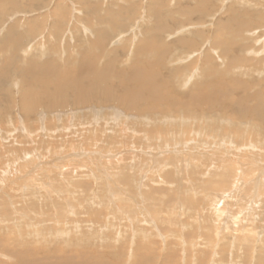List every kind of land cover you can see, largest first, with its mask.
<instances>
[{
    "label": "rangeland",
    "instance_id": "rangeland-1",
    "mask_svg": "<svg viewBox=\"0 0 264 264\" xmlns=\"http://www.w3.org/2000/svg\"><path fill=\"white\" fill-rule=\"evenodd\" d=\"M57 10H61L62 15L56 20L53 11ZM236 21H240L242 28L236 26ZM198 28L203 31L200 36L194 34ZM230 28L240 29V36L244 38L235 41L226 33L230 32ZM254 29L255 34L251 35ZM143 38L144 43L154 49L147 53L148 57L157 58L156 49L166 50L163 59L152 65L149 64L150 59L145 61L147 56L145 53V57L141 55L142 50L139 56L143 68L152 71L151 77L157 73L159 79L163 74L162 80L169 89L176 79L169 77L168 62H174L178 68L183 67L179 68V80L193 75L192 72L182 75L186 74L185 67L177 61L181 58L178 57L180 54L190 52V47L177 41L182 38L194 41L192 49L198 48V54H193L187 61L192 68L203 69V53L208 45L212 47L211 41L216 38L219 43L213 47V56L219 60H214L212 64L220 67L221 72L217 78L225 82L241 79L252 83L256 80L253 83L257 85L251 87L252 91L264 86V76L259 74V68L253 69L255 66L250 60L264 55V0H0V200L6 198L8 201L5 206L12 212L11 217L17 216L15 225L8 219L7 222H0L1 263L15 262V255H3L6 252L1 247L23 250L26 246L29 249L45 246L48 251L57 248L59 254H78L87 250L86 255L94 260L102 255L104 262L110 264H145L146 261L148 264H264V172L259 167L264 160L255 159L257 162L254 161V166L250 168L247 161L252 157H246L243 164L246 162L245 166L248 165L249 170L246 173L243 170L242 173L237 172L234 165V175L239 176V179L234 180L229 175V181H225L228 183L222 186L219 183L222 179L210 175L215 166L221 165L219 158L199 166L195 160L180 165L185 152H189L187 150L190 145L187 146L188 149L181 148L183 152L174 148H162L160 154L146 149V157L138 155L141 156L140 171L138 168L135 170V165L132 164L135 163L137 154L142 153L141 149L127 146L126 151H131V157L130 162L126 161L124 164H130L128 172H131V178L135 180L133 192L139 191V200H135L134 193H124L125 185L118 176V171L123 167V159L115 153L122 152L125 147L112 149L104 146L94 135H89L94 129H102V119H106L109 125L115 123L114 117L118 122L116 130L121 128L124 132L122 117L130 115L124 120H135L137 115L134 112H127L123 106H115L116 110L98 107L101 104L96 102L94 110H88L90 107L86 109L85 105L55 109L54 112L41 108L42 116L31 112L28 118L21 113L19 95L22 84L27 85L25 80L34 78L25 72L28 65L42 66L51 63L63 71L68 69L69 74L86 63L97 66L113 63L125 69L137 62H134L135 56L131 54H134L136 46L143 43ZM243 46H251L252 49V53L245 49L244 62L241 61ZM104 48H113V51L107 55ZM173 74L175 70L170 73ZM259 81L262 82L259 84ZM183 90L179 88L171 94L183 98L187 95L185 88ZM233 94L237 97L241 92ZM85 109L88 112L81 113ZM161 109H164L163 105ZM165 109L174 112L173 108ZM116 112L120 114L116 115ZM82 114L86 116L85 120L81 119ZM18 117L20 123L25 124L23 131L19 128L21 125ZM92 120H102L103 123L91 125ZM256 120L259 121L252 118V122ZM41 122L46 127L54 124L49 129L52 130L50 137L36 130ZM88 124L89 132L83 129ZM196 124L193 121L194 131ZM141 125L144 128L145 123ZM147 126L153 128L150 123ZM26 127L29 128L27 132L33 133L32 140L29 139ZM13 128L16 131L8 134ZM1 129L7 133L4 134ZM127 132L131 133L126 130L125 134ZM87 135L89 141L85 140ZM210 137V133L198 137L196 134L184 135V139L194 140L192 149H198L200 154H213L215 150H219V155L223 156L225 142L221 143L220 150L216 148L220 143L217 138ZM162 142L160 140L157 143ZM8 143L11 147L7 146ZM243 147L245 149L244 144ZM254 148L257 150L262 146L256 145ZM28 149L33 151V156ZM19 151L22 155L18 154ZM175 151L177 152L174 153ZM227 153L232 155L231 151ZM249 154L253 156V153ZM171 156L173 159L178 158V162L172 164L168 159ZM192 168L196 169L195 174L190 172ZM138 180L144 182L146 187H139ZM239 181L240 190L235 191ZM44 197L54 198L57 200L56 205L53 203L48 209H44L41 207L44 201L54 202L45 200ZM125 197L134 199L139 220H145L142 224L146 221L151 224L143 226L156 229L155 234L139 229L138 237H135L140 243L136 257L146 255V261L142 257H138V261H132L131 255H135L132 253L133 237L122 233L125 228L123 223L129 220V216L121 217V212L131 205L124 201L128 200ZM142 204L145 210L148 209L147 215ZM1 208L2 205L0 210ZM31 211H37L46 220L40 221L42 217L35 214L36 217H41L35 220L39 222L37 224L28 214ZM214 218L218 230L216 232L211 231L210 227ZM41 222H44L42 227L39 226ZM33 225L37 228L34 229ZM13 226L19 232L24 231L25 239H29L27 232H31V239L33 237L34 240L27 244L25 239L24 242H17L16 240L21 239L18 233L14 235L13 242L4 238ZM49 234L59 235L49 238ZM60 235L63 237L60 238ZM240 255L248 257L242 260ZM8 256L13 259H8Z\"/></svg>",
    "mask_w": 264,
    "mask_h": 264
},
{
    "label": "bare ground",
    "instance_id": "bare-ground-1",
    "mask_svg": "<svg viewBox=\"0 0 264 264\" xmlns=\"http://www.w3.org/2000/svg\"><path fill=\"white\" fill-rule=\"evenodd\" d=\"M53 12H54V16L56 20L58 19L60 15H62L61 10H57ZM110 19L112 20V18ZM235 23L238 28H242L240 27V21H236ZM216 26L219 30H222L219 28L218 24H216ZM191 28L193 29L194 27L191 26ZM238 28H230V32L228 31L226 32V33H229L235 41L241 38H244L243 36H240L242 35V32ZM202 33L203 31L200 30L199 28L196 29L194 32V34H197L199 36ZM250 34L251 35L255 34V29ZM144 39L145 38H143V43L141 45L136 46L134 50L135 51L134 54L133 53L131 54L135 56L134 62L135 61L137 62L133 63L132 65H129L128 68H125V69H122L118 65L113 64V63H104L101 66H97L91 63L90 64L86 63L87 65L83 64V66L79 67L72 74H69L68 69H66V71H63L62 69H59L57 66L52 65L51 63L44 64L42 66H38L37 64L28 65L26 67L27 70L25 72H27V75L30 74L34 78H31L30 80H25L27 82V85H24L23 81H20L21 84L23 83L22 84L23 87L21 88L20 95H19V108L22 111L20 112L24 114L25 118L26 117L28 118L29 113L31 112L40 113V115L42 116L41 108L46 109L47 111H53L55 109H67L68 107H78V106L86 105L85 107L86 109L90 107L88 110H94L93 107L95 106L96 102L101 104V105H97L98 107H102V108L106 107L110 110H116L115 109L116 107L123 106V108L127 112L129 113L134 112L135 115H137L136 116L137 119L131 120L133 122L131 121L129 122L128 119L124 120L126 116L130 117V115H125L122 117L123 118L122 122L125 123L124 132H122L121 128H119V130H116V126L118 125L116 117H114L113 119V120H116V122L113 123L112 125H109L110 123L107 122L106 119L105 120L102 119L104 123L102 122V120H99V121L92 120V122L90 123L91 125L98 123V122L103 123V127L101 130L94 129V132L92 133L89 132L90 127L88 126L90 124L84 126L83 129L88 130L89 135H91V137L94 135L95 139H97L98 141H101V143H104V146L106 147H111L112 149H116V148L118 149L119 147L122 148V146L125 147V149H122V152L115 153V154H119V156H122V159H123L122 160L123 167L120 169V171H118L120 173V175L118 176L121 177L122 179L121 182L123 185H125L124 193H128L130 195L134 193V195L136 196L135 200L137 199L139 200V196H138L139 191L138 193L133 192V189H134L133 183L135 180L134 178L133 179L131 178V175H130L131 172L130 173L128 172V166H130L128 162H130V157H131L129 153L131 151L130 152L126 151L127 146L133 149L134 148L141 149L142 151V153H140L138 150H136L139 152V154H137L136 157L133 155L136 158V161L132 165H135L133 166L134 169L138 168L139 171H140L139 168L141 166L139 160L141 156H138V155L145 156L146 149H148L149 151H157L161 154L162 148H174L180 152H183L181 148L182 149L189 148L187 150L189 152L187 153L185 152L184 158L181 160L180 165H184L188 161L195 160L196 165L199 166L201 164H207L208 162H211V161L214 162L213 159L219 158L220 160L219 159L218 160L221 165L215 166V169L211 168L213 169V172L210 171L211 172L210 175L212 177H215V178L217 177L218 179H222L223 181L219 182L222 186L226 183L225 181H229L228 180L229 175H231V178L234 177V180L239 179V176L234 175L236 174L235 171L237 172L241 171L242 173V170H243L246 173V171L249 170L248 165L245 166L246 162L243 164L244 160H246L245 159L246 157L248 158L252 157L251 160L248 159L249 161H247L248 163H250L249 164L250 168L254 166V161H256L255 159L264 160V125H263L264 124V86L261 89L255 88L252 91L251 87L254 84L257 85V83H253L254 81H256L254 79H253L254 81L252 80L253 81L252 83L250 82L247 83L245 80H241V79L233 80L232 82H225L223 81V79H218L217 76L221 72L220 67H218L217 64H216V67L215 65L212 64L214 60H216L217 62L219 60V59H214V56H213L215 52L213 47H215V45L219 43V41H217L216 38H214V40L211 41L210 45H212V47L208 45V47L206 48V51L203 53L204 55V58H203L204 62L202 65L203 69H200L198 67L192 68L191 64H188L187 61L190 60L193 54H198L199 51H197L198 48L197 49L191 48L195 44L194 41L187 40L188 41L187 42L182 38V39H178L177 41H179V43H182V45L184 46L190 47V52L189 53L184 52L180 54L178 57H181V58H179V60L177 61H179L185 67L186 74H182V75H188L187 73L189 72H192L193 75H190L187 79L179 80L177 77L178 73H181V70L179 68H183V67L178 68V66L174 65V62L170 61V63H172L171 65L168 62L167 68L169 70L168 72L169 77H173L172 80L174 79L177 80V82L175 80V83L172 84V88L169 89L166 86V83L162 80L163 74L161 75L159 79H157L158 78L157 73H154L153 76L151 77L150 73H152V71L143 68V66L141 65L142 60L140 59L139 52L142 50L141 55L145 57V55L147 56V53L154 50L153 48L147 46L144 43ZM246 48L247 47L245 46L241 48V50H243V54L241 55L242 62L245 61L244 51ZM255 48L256 47L254 46V49ZM103 50L108 55L113 51V48H110L109 50L108 48H104ZM156 52H157V58L152 59L151 57L147 56L146 57L147 59H145V61L148 59L151 60V63L149 62L150 65H152L155 61L157 62V61L162 60L166 54V50L156 49ZM246 52L252 53L251 46L246 49ZM160 54L162 55L161 57H160ZM263 59H264V55L257 57V58H252L250 60L253 61V65L255 66L253 69L256 70V67L259 68L260 69L259 74L264 76V68H263L264 63H262L264 61L261 62V60ZM121 64L122 66H124V63H121ZM240 66L245 68L243 65H240ZM174 70H175V74L170 75V73H174ZM202 80H204V82ZM260 82L262 81H259V84ZM178 87L182 91H184L183 90L184 88L186 90L187 95L185 96L181 95L183 96V98H180L179 96H175L174 94H171L172 91L176 92L179 89ZM236 91L241 92V95L237 97L234 96L233 93H235ZM183 94L185 93L183 92ZM162 105L164 106V109H161ZM165 108H173L174 112L172 113L171 111L166 110ZM196 108H200V110ZM86 109L85 111H82L81 113L83 114L87 113L88 110ZM83 114L80 117L82 120H85L86 116ZM117 114L119 115L120 113L116 112V115ZM110 116H112V114H110ZM19 117L17 119L19 124L21 125L19 128L23 131L24 130L23 125L25 124L20 123ZM174 117H178V118H174ZM75 118H78V116H75ZM233 118H236V119H233ZM252 118H257L259 121L256 120L255 122H252ZM17 120H15V122H17ZM139 121H142L141 124L143 125L145 123L144 128L139 123ZM147 121L153 126V128L152 127L149 128L147 126L148 124ZM166 121H171L172 123L169 124ZM193 121L197 122V124L194 126L195 131L192 130ZM52 126L54 127V124L46 127V125L43 124V122H41L39 127L36 128V130H40L41 132H43L42 134H44V136L46 135L50 137L52 135V132L50 131L52 130H49V129ZM60 128L61 127H58V129ZM28 129L29 128L26 127L25 129L26 132ZM1 130L3 131L4 134L7 133V131H4L3 129ZM126 130H129L131 133L127 132V134H125ZM15 131L16 129L13 128V131L8 132V134H11L12 132H15ZM104 132H106L107 135ZM145 132H148V133H145ZM209 133L211 134L213 138H217V141L220 142L216 146L217 149L219 148L220 150H222L221 143L225 142V150H222V152L225 151L223 156L219 155L218 153L219 150H215L213 154H210V153L200 154L198 152V149H192V147L195 145V143L194 144L192 143L194 142V140L184 139V135L191 136V135L196 134V137H198V135L200 136L204 134L207 135ZM27 134L30 135L29 139L32 140L31 136L33 135V133L29 131L27 132ZM85 140L89 141L88 135L86 136ZM160 140L163 142L157 143ZM191 143L193 144L192 146H191ZM243 144L245 146V149L243 147ZM188 145H190V147L187 148ZM213 145L215 146L216 144H213ZM256 145H258L259 147L262 146V148H258L257 150H255L254 147ZM7 146H10V143H8ZM108 149L111 150L110 148ZM29 150L30 149H28V151ZM177 151H175L174 153H176ZM227 151H231L232 155L229 153L226 154ZM191 152H194V153H191ZM249 153H253V156H250L251 154ZM18 154L22 155L20 151ZM29 154H32L33 156V151L30 150ZM115 154H112V156ZM25 156L26 155H24L23 157ZM191 157L192 159H190ZM168 159L173 162L172 164H175L178 162V158L173 159L172 156H171V159L170 158ZM202 159L204 163L203 161H201ZM218 160L216 162H218ZM126 161H128L127 162L128 164H124L126 163ZM234 165L236 166L235 171L233 170ZM242 165H243V168H242ZM175 167L177 170H180L179 168H177V166ZM259 167L264 172V163H262V165ZM194 171H196V169L194 168L190 169V172L192 174H195ZM240 181L237 183L235 191L238 189L240 190V183H241ZM54 183L58 184L59 182L58 183L54 182ZM138 183L139 184L137 185H139V187H142V189L146 187L144 182L138 180ZM149 189L151 190L152 188H149ZM23 190L21 189V191ZM218 192L221 193L220 191ZM48 195H45V196H48ZM145 195L148 196L149 194H145ZM44 198L45 200L49 199V201H54L52 203L50 202L48 203L44 201L45 202L44 205H41V207L43 206L44 209L46 207L48 209L51 205H53V203L56 205L57 200H55L54 198H50V197H44ZM126 199L128 200H124V201L129 202L131 205L128 208L125 207V209L126 208L127 209L126 210L123 209V211L121 212L122 213L121 217H123L124 215L129 216L128 218L129 220L123 223L125 228L122 233L124 235L126 234L132 235L133 241H134L132 242L133 243L132 253L135 254L136 251L140 247L139 241L135 239V237H138V230L139 229H141V231L149 230L151 234H155L154 230L156 231V229H154L153 227L149 229L145 228V226L143 225L150 224V223L146 221L145 223L142 224L143 220L142 221L139 220L140 218L137 215V208L134 207V204L136 205V203L134 202V199L133 200L130 198H126ZM7 201H6V198L5 199L2 198L0 200V204L2 205V208L0 210V222L4 223V221L8 219V221L14 223V220L17 216L14 215V217L13 216L11 217L12 212L10 211L8 206H5ZM212 205H215V203H212ZM17 207H19V205ZM143 209L145 211V214L147 215L148 209L145 210L144 205H143ZM211 210H212V207H211ZM37 213H38L37 211H31V213L28 212V214L34 218V221L37 220V218L42 217L41 214H37ZM35 214L40 215L41 217H36ZM42 214H44L45 216L44 212ZM147 217L149 218V216ZM42 219L40 221L46 220V219L44 220L43 217ZM235 222H236V219H235ZM39 226L41 227L44 226V222H41ZM10 227L11 226H9L8 228ZM33 227L35 226L33 225ZM37 227H35L34 229H36ZM210 227H211V231L213 232L218 231L216 230L215 218L211 221ZM22 229L24 230V228H21V230ZM227 231H230V230H227ZM23 232H19L17 230V227L13 226L12 230L4 238L11 239V241L13 242L14 235L18 233L19 237L22 240L21 239L16 240L17 242L25 241L27 244V242H32L34 240L33 237L31 239V232H27V234H29V239L26 238L29 241H27L23 235ZM25 232H26V229H25ZM58 235L59 234H54V235L49 234L48 237L52 238V236L57 237ZM59 237L62 238L63 236L60 235ZM33 248L29 249L26 246L24 247L23 250L22 249L20 250V248L13 249V248H8V247H5V248L1 247V249H4L6 252V254H3V255H15L14 257L15 262H12V263L11 262L10 263L0 262V264H110V263L104 262V258H102V255H99L98 257L99 259L96 258L97 261L94 260L93 258H91L90 255L88 254L86 255L85 252L87 250L85 252L84 251L79 252L78 254H73L70 252L69 254L67 253L59 254V251L57 248L52 251H48L49 249L45 250V246H39L36 249H33ZM133 256H135V258ZM137 256L142 257V260L144 261L147 260L146 255H143V256L137 255ZM164 256L166 257L167 255H164ZM9 257L10 256H8L7 258L13 259ZM138 257H136V254L131 255V259L133 262L138 261ZM247 257H248L247 255H244L241 258L242 260H244ZM163 263H164V260H163ZM145 264H148L147 261Z\"/></svg>",
    "mask_w": 264,
    "mask_h": 264
}]
</instances>
